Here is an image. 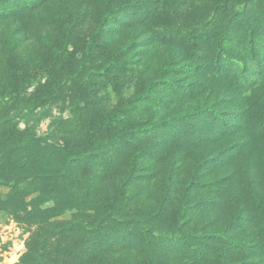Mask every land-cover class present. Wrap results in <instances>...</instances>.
I'll list each match as a JSON object with an SVG mask.
<instances>
[{"label": "rangeland", "instance_id": "obj_1", "mask_svg": "<svg viewBox=\"0 0 264 264\" xmlns=\"http://www.w3.org/2000/svg\"><path fill=\"white\" fill-rule=\"evenodd\" d=\"M11 1L0 264L32 247L47 264H264V0L248 4L258 35L244 62L258 72L239 86L226 66L211 72L210 22L219 32L244 0ZM194 108L223 120L196 114L194 134L165 146L163 121ZM70 223L98 229L49 231Z\"/></svg>", "mask_w": 264, "mask_h": 264}, {"label": "trees", "instance_id": "obj_2", "mask_svg": "<svg viewBox=\"0 0 264 264\" xmlns=\"http://www.w3.org/2000/svg\"><path fill=\"white\" fill-rule=\"evenodd\" d=\"M4 2L0 3V8L3 3L13 1L11 0H1ZM25 2V0H21ZM252 0H244V3L241 7H235L234 10L231 12V16L227 19L222 20L220 31L218 32V25L216 21L210 22L211 29L215 34L214 44H213V51L211 55V72L215 77L223 75V68L226 66L230 73L232 74V83L238 85L243 83L245 80L247 81V76L253 73L258 72L257 69H248L247 71V64L244 62L246 59L247 61H255L254 53L256 52V40L258 35V28L254 25L253 22V14H251L250 8L248 7L249 2ZM225 5H219L218 7L223 12ZM121 11L126 10L123 6L120 8ZM261 13L264 14V5L261 8ZM217 19V16H215ZM215 19V20H216ZM262 17L259 19L261 20ZM202 35L204 33H201ZM238 35V36H237ZM240 36V37H239ZM209 38L208 35H204V40L207 41ZM239 67L241 68L239 71ZM244 68H246L245 71ZM238 72V73H237ZM165 84L171 85L170 82L166 81ZM205 113L210 117V119H216L217 121L223 120L221 118L220 113L215 112L213 109L207 108H194L187 111L179 112L174 114L173 116L169 117L168 119L163 121V124L160 125L161 128H165V133L162 136V142L165 146L171 144H177L180 141V138H184L187 135L191 137L190 134H194L191 129L187 127L191 126V119L194 115ZM179 124V125H178ZM183 128H187L188 134L183 131ZM38 140V137L35 136H25L18 145L26 146L27 144ZM46 177V176H44ZM36 178V177H35ZM13 199V198H12ZM41 211V210H40ZM17 214V211H14L13 216ZM42 214V215H41ZM44 212L34 213L32 218L34 219H44L47 220L50 217L44 215ZM138 224L139 231L144 234V227L145 225L136 219ZM51 226H56V228L49 229L50 232L55 231V234H60L61 232L73 233L78 232V229H82L86 232H90V230L96 231L98 228L93 226L90 227L86 223H70L67 226L63 227L59 224H53ZM47 231V232H49ZM164 232V231H163ZM158 229H153V233H163ZM183 244L190 245L188 241L184 240ZM66 250V249H65ZM27 257H33V261H27ZM17 264H47L44 263V260L41 258V248H31L27 253L23 255L19 263ZM58 264V263H55Z\"/></svg>", "mask_w": 264, "mask_h": 264}]
</instances>
